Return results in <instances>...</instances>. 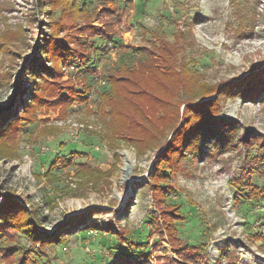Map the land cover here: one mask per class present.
<instances>
[{"label":"rangeland","instance_id":"374dc122","mask_svg":"<svg viewBox=\"0 0 264 264\" xmlns=\"http://www.w3.org/2000/svg\"><path fill=\"white\" fill-rule=\"evenodd\" d=\"M130 1L115 22L103 0H0V223L4 205L25 207L42 233L59 232L60 242L35 245L42 264H111L120 251L151 264H264V192L256 194L264 190V0ZM69 5L89 18L70 9L61 19ZM84 25L115 39L104 42ZM44 39L68 47L61 75L42 68L55 54L43 51ZM165 40L176 47L178 68L195 78L180 97L179 119L140 150L121 136L108 141L99 103L110 76L133 48ZM189 99L211 103L219 128L203 151L183 150L176 168L159 169ZM82 164L98 171L91 184L76 176ZM156 182L172 189L165 198L153 194ZM163 200L186 215L178 250L151 222L162 227ZM15 237L31 247L25 234ZM8 242L0 231V264L12 254Z\"/></svg>","mask_w":264,"mask_h":264},{"label":"trees","instance_id":"16d2710c","mask_svg":"<svg viewBox=\"0 0 264 264\" xmlns=\"http://www.w3.org/2000/svg\"><path fill=\"white\" fill-rule=\"evenodd\" d=\"M121 2L122 0H103L101 4L103 10L113 11L115 22L120 21L119 18L123 17L132 5L130 0H125L124 6ZM52 4L55 7L60 6L59 3ZM62 8L61 19L64 14H69L70 9L73 10L72 12L77 19L89 18V14L84 7L78 9L74 5H69ZM66 26L65 23H61L59 29ZM83 28L87 29L91 36L100 37L104 42H112L116 36L114 31L95 28L92 25H84ZM155 37L159 38L160 36ZM44 41L46 43L43 51L47 55L53 51L55 54L49 57L52 58L50 61L52 66L42 68H45L50 74L61 75L63 73L62 69L65 70L66 68L65 64L71 60V56L67 53L68 47L66 46L67 48L63 49L65 47L63 41L58 42L54 39H44ZM162 44L163 46L152 44L141 48H133L131 52L126 54L128 61L123 62L110 76V89L103 94L99 103V113L107 122L104 137L108 141L113 142L121 136L124 140L136 144V147L140 150V145L145 144L146 139L156 140L165 130L175 124L176 119H179L181 98H183L181 96L184 95V91L192 88L195 78L191 76L188 69L178 68L175 62L176 47L174 44L166 40ZM134 60H139L138 65L131 64ZM90 64L91 62L86 66L89 67ZM31 74L32 76L36 75L34 66L31 67ZM55 90L53 89L52 92H56ZM209 94L207 93L208 96L212 93ZM196 102V99L186 101L185 115L173 136L175 140L172 139L165 151L159 156V165L161 166L159 169L163 167L176 168L177 162L181 161L178 159L183 150L184 152L188 149L198 152L203 151L202 146L212 140L209 135L212 134L214 129L219 128L218 123L215 122L216 120H212L210 117L211 109L209 107L212 104L207 102L203 105H195ZM21 104H23V114L31 112L32 104L28 102V99H23ZM18 118L19 115L12 117V123L17 122ZM168 153H171L170 157L167 156ZM174 155H176L175 159H173ZM81 167V169H77L76 176L87 184H91L98 176L97 169H93L87 164H82ZM154 186V188L152 187L153 194L156 196L163 194L164 198L172 190L167 185L159 182L154 183ZM254 190H259V187H255ZM263 192L264 190L260 189L256 194L259 195ZM250 193L254 194L255 192ZM161 202L165 204L161 210L164 218L160 223L162 227L159 222L153 223L151 221L153 228L157 225V228H154L155 232L162 237L166 233L172 247L178 250L179 247L176 245L180 242L178 222L186 219V215L182 211L181 204L168 203L167 201L166 203L165 200ZM166 206L169 207L166 208ZM3 209L7 211L9 207L4 205ZM6 211L1 215L0 231L2 236L11 242L4 251L9 250V252H12L11 255H6L7 264H42L33 258L35 245L60 242L59 232L42 233L35 227L37 220L35 222L32 213L25 207L18 212ZM18 232L25 234L32 241L31 247H26L15 241V234L17 235ZM186 246L202 249V247L187 244ZM111 264L151 263L146 255H135L134 257L129 252L120 251Z\"/></svg>","mask_w":264,"mask_h":264},{"label":"built area","instance_id":"2783aa9c","mask_svg":"<svg viewBox=\"0 0 264 264\" xmlns=\"http://www.w3.org/2000/svg\"><path fill=\"white\" fill-rule=\"evenodd\" d=\"M66 69V68H65ZM103 83H105V82H103Z\"/></svg>","mask_w":264,"mask_h":264},{"label":"bare ground","instance_id":"6f19581e","mask_svg":"<svg viewBox=\"0 0 264 264\" xmlns=\"http://www.w3.org/2000/svg\"><path fill=\"white\" fill-rule=\"evenodd\" d=\"M126 205V204H125Z\"/></svg>","mask_w":264,"mask_h":264}]
</instances>
